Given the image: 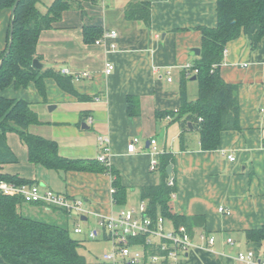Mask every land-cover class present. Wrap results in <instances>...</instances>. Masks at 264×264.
<instances>
[{
    "label": "crops",
    "instance_id": "obj_1",
    "mask_svg": "<svg viewBox=\"0 0 264 264\" xmlns=\"http://www.w3.org/2000/svg\"><path fill=\"white\" fill-rule=\"evenodd\" d=\"M130 1L82 0L84 10H66L60 21L39 34L37 53L43 68L89 72L90 77L74 80L77 94L88 99L62 89L52 77L44 79L46 97L34 82L0 89L2 96L32 104L41 123L30 126L31 131L58 142L63 157L98 159L99 137L107 138L108 166L120 172L121 183L127 187V203L121 206L113 200L111 173L57 171L32 163L28 147L17 132H9L7 141L18 161L3 164L2 171L82 199L84 212L80 217L91 227L140 200L142 187L160 182L158 166L151 170L154 156L150 142L155 138L161 153L174 154L169 175L176 184L172 211L206 217L204 229L194 235L196 247L181 256L179 264H246L238 259L240 252L254 249L259 255L264 253V241H249L246 236L247 229L264 224V37L255 50L243 32L227 43L220 73L226 82L238 86L241 130L222 132L220 145L205 150L197 130L190 127L183 134L173 115L164 117L159 112L178 110L181 73L199 56L191 55L202 38L195 28L217 24V0H151L150 26L126 18ZM11 19V8L0 10V54L7 46ZM85 25L102 28L100 42L85 40ZM110 30L117 31L116 38H105ZM113 42L115 48L111 47ZM108 62L115 66L110 73L106 72ZM170 74L173 80H168ZM194 81L192 77L189 80ZM130 97L138 101V115L129 114ZM134 137L140 142L131 152L128 146ZM230 155L236 159L229 160ZM220 206L226 208L224 213ZM33 211L62 219L45 204ZM71 219L73 229L80 225L78 219ZM89 230L77 234L88 237ZM202 233L215 237L214 244L201 239ZM229 238L232 243L227 242Z\"/></svg>",
    "mask_w": 264,
    "mask_h": 264
},
{
    "label": "trees",
    "instance_id": "obj_2",
    "mask_svg": "<svg viewBox=\"0 0 264 264\" xmlns=\"http://www.w3.org/2000/svg\"><path fill=\"white\" fill-rule=\"evenodd\" d=\"M97 1V0H90ZM17 0H7L0 5L13 8ZM215 26H196L201 34V54L195 63L184 67L181 73L180 106L177 111L159 112L161 116H174L184 131L188 123L200 134L201 146L205 150H215L221 143L222 132L241 130L240 102L238 86L226 82L220 70L225 56L227 43L245 33L252 50L264 37V0H217ZM41 0H19L14 17L13 43L8 52L11 23L8 30L6 49L0 54L3 65L0 70V89L14 84L16 87L36 83L39 92L46 97L45 78L52 77L59 86L81 99L89 97L77 94L73 76L62 73L54 67L37 68L33 59L39 57L37 44L39 34L53 27L62 19L63 13L70 9H82V0H52L43 11ZM125 16L128 20H141L151 25V0H131L127 3ZM103 30L98 25H85L83 34L87 42L97 41ZM195 76L198 83V96L191 99L187 83ZM138 101L128 100L130 115L139 114ZM41 123L39 113L25 99L8 98L0 95V181L17 184L34 183L17 175L4 173L5 163L18 161V157L7 141L9 132H17L28 147V158L32 163L57 171L86 170L108 172L113 176L115 188L113 200L117 205L127 203V187L121 183L120 172L114 166L98 159H71L59 153V144L54 139L34 134L30 126ZM183 134L181 139H183ZM174 162L172 152L159 154L158 170L161 180L154 186H144L140 200H148L152 215H164L172 219L175 226L185 225L194 235L204 229V215H181L172 211L171 194L176 184L170 185L167 166ZM44 208V203L26 202L21 195L0 193V256L3 264H90L80 247L84 240L75 239L70 232V213L65 208L51 206L60 218L50 216H31L33 208ZM33 214V213H32ZM37 215V214H36ZM74 231V229H73ZM247 240L264 241V224L261 228L247 229Z\"/></svg>",
    "mask_w": 264,
    "mask_h": 264
},
{
    "label": "built area",
    "instance_id": "obj_3",
    "mask_svg": "<svg viewBox=\"0 0 264 264\" xmlns=\"http://www.w3.org/2000/svg\"><path fill=\"white\" fill-rule=\"evenodd\" d=\"M116 30L107 31L106 37L116 38ZM98 39L97 42H100ZM112 48L116 47V43L111 44ZM190 66V65H188ZM115 69L112 62H108L106 72L110 73ZM62 73L70 74L74 80L84 77H90L89 72L83 71L74 73L68 67H64ZM168 80H173L171 74ZM93 122V118H89ZM101 142V150L98 160L109 164V147L108 139L99 137ZM140 142L138 137H134L128 146V150L133 152L137 144ZM151 153L154 156L151 162V170H155L159 164V154L161 153L157 140L151 139ZM235 155H230L229 160H235ZM168 184L175 185L173 176H170ZM115 188L112 187V193ZM0 193L6 195H21L26 202L44 203L45 205L57 206L65 208L69 211L70 216L76 210L82 214L84 212V201L78 198H71L56 192L54 189L43 187L40 183H22L17 184L12 181H0ZM175 196V191L171 197ZM220 212H225L224 206L219 207ZM167 218L162 215H152L149 210L148 200H141L138 205H128L118 209L110 216L100 220L103 229L102 232L97 230H89L88 238L97 240L103 237L111 243L112 248L106 249L102 255V261L107 264H179L180 257L187 254L188 251L196 247L194 242V234L186 228L185 225L175 226L172 229L167 228ZM74 232L82 233L83 229L79 224L74 227ZM200 238L207 239L210 245L215 242V237H207L206 233H202ZM233 239H228V243H232ZM238 259L246 264H264V253L257 254L254 249H248L246 252H240Z\"/></svg>",
    "mask_w": 264,
    "mask_h": 264
},
{
    "label": "rangeland",
    "instance_id": "obj_4",
    "mask_svg": "<svg viewBox=\"0 0 264 264\" xmlns=\"http://www.w3.org/2000/svg\"><path fill=\"white\" fill-rule=\"evenodd\" d=\"M43 2L49 4L50 0H41V4H39L40 8L43 11H46V6L43 4ZM197 92H198V83L196 81L188 82V93L190 94V97L194 98L195 96H198ZM140 202L141 201L139 199H135L132 203L133 204L135 203L136 205H138ZM41 212H43V211H41ZM32 213H31V216H33V217L41 216L40 213H38L37 215L35 214L34 211H32ZM72 217L75 219H78V222L80 223L81 228H83L84 230L91 228L92 230L98 229V231L102 232L103 227L100 223H98L97 225L89 227L88 221L81 220L80 213L77 212L76 210H74L72 212ZM69 223H70V232H71L72 237L75 239L84 240L82 243V247H80L79 251L81 254L85 255L86 260L90 264H102V263H104L102 261V255L106 249L112 248L111 243L109 241L105 240L103 237H99L97 240H94V239H90V238L86 237L85 233L84 234H77L76 232L73 231V225L75 223L74 220L71 219L69 221ZM166 224H167L168 229H172V227H173L172 219L167 218Z\"/></svg>",
    "mask_w": 264,
    "mask_h": 264
},
{
    "label": "water",
    "instance_id": "obj_5",
    "mask_svg": "<svg viewBox=\"0 0 264 264\" xmlns=\"http://www.w3.org/2000/svg\"><path fill=\"white\" fill-rule=\"evenodd\" d=\"M6 1H7V0H0V5L3 4V3H5ZM18 1H19V0H17V2L15 3V5H14L13 8H12V17H14V15H15ZM13 31H14V22L11 21V33H10V41H9L8 52H9L11 46H12L13 39H14V37H13ZM200 54H201V49H200V47L193 48V50L191 51V55H200ZM2 65H3V59L0 60V70H1V68H2ZM33 65H34L35 67H37V68H43V67H44V64L40 61V59H39L38 57H35V58L33 59ZM192 79H193V80H196V77L193 76ZM85 124H86V123H84V125H85ZM188 124H189V126H190L191 128L193 127V125H192L191 123H188ZM172 171H173V169H172V164H170V165L167 166V172H168L169 175H171V174H172Z\"/></svg>",
    "mask_w": 264,
    "mask_h": 264
}]
</instances>
